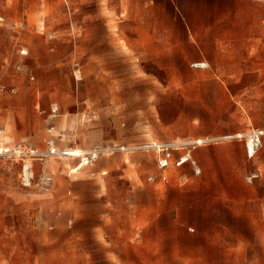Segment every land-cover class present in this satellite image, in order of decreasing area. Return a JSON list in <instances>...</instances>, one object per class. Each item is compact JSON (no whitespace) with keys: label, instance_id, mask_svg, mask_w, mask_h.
Instances as JSON below:
<instances>
[{"label":"rangeland","instance_id":"374dc122","mask_svg":"<svg viewBox=\"0 0 264 264\" xmlns=\"http://www.w3.org/2000/svg\"><path fill=\"white\" fill-rule=\"evenodd\" d=\"M256 127L264 0H0V264H264Z\"/></svg>","mask_w":264,"mask_h":264},{"label":"built area","instance_id":"2783aa9c","mask_svg":"<svg viewBox=\"0 0 264 264\" xmlns=\"http://www.w3.org/2000/svg\"><path fill=\"white\" fill-rule=\"evenodd\" d=\"M196 68L206 67L207 63L203 61H197L192 64ZM229 138L234 137L236 139L242 140L245 146L246 155L248 157L254 156L261 148L262 142L264 139V127H256L250 128L246 132L243 133H236ZM196 144H199L196 142ZM26 144L24 142H19L16 146L12 149L13 151L19 153L20 151L24 150ZM140 149L143 150H154L157 153V164L160 169H165L169 166L180 167L185 163H189L192 165L193 169L196 172H199V168L196 164V161L192 158L191 149L190 147H184L183 145H177L174 142H159V141H148L144 142L142 145L138 146ZM9 152V149L0 147V154ZM176 152H179L178 155H175ZM51 154H58L61 153L62 155H69L67 154L68 151H55L54 148H50ZM101 149L97 146H94L81 154H79V159L81 165L91 164L93 161L97 159L100 155ZM162 179L165 176L162 174L160 175ZM33 177V171L31 170L30 162H25L22 165L21 170V179L24 183H29ZM259 177V172H252L245 177L246 182L252 183ZM148 179H152V176ZM41 182L44 184H48L50 181V177L47 175H42Z\"/></svg>","mask_w":264,"mask_h":264},{"label":"crops","instance_id":"0c3cea01","mask_svg":"<svg viewBox=\"0 0 264 264\" xmlns=\"http://www.w3.org/2000/svg\"><path fill=\"white\" fill-rule=\"evenodd\" d=\"M263 142H264V139H263ZM263 142H262V145H263ZM262 147V146H261ZM241 151L243 152V154L245 153L246 154V151H245V146H244V148L243 149H241ZM257 154V153H256ZM255 154V155H256ZM254 155V156H255ZM247 156V155H246ZM254 156H252V157H254ZM248 157V156H247ZM248 158H251V157H248ZM185 164H183L182 166H184ZM182 166H180V167H174V166H169V167H167V168H165V169H162V172H161V175L163 174L164 176H165V178L164 179H162V177H161V179L162 180H165V179H168V175L166 174V170H170V168H182ZM253 172H258L257 170H255V171H253ZM250 174V173H249ZM259 177H260V173H259ZM258 177V178H259ZM257 178V179H258ZM255 181V180H254ZM239 200H246V198L248 197L247 196V192L244 190V189H242V190H240L239 191ZM226 199L228 200V201H230V200H237L234 196H227L226 197Z\"/></svg>","mask_w":264,"mask_h":264},{"label":"bare ground","instance_id":"6f19581e","mask_svg":"<svg viewBox=\"0 0 264 264\" xmlns=\"http://www.w3.org/2000/svg\"><path fill=\"white\" fill-rule=\"evenodd\" d=\"M7 138V137H6ZM176 144V143H175ZM49 156V155H48Z\"/></svg>","mask_w":264,"mask_h":264}]
</instances>
